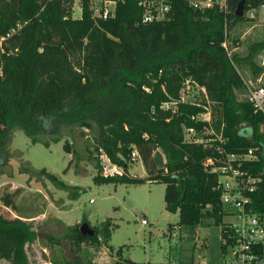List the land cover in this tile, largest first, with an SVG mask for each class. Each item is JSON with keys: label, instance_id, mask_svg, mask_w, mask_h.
Instances as JSON below:
<instances>
[{"label": "trees", "instance_id": "trees-1", "mask_svg": "<svg viewBox=\"0 0 264 264\" xmlns=\"http://www.w3.org/2000/svg\"><path fill=\"white\" fill-rule=\"evenodd\" d=\"M239 1L228 0L226 24L218 7L195 10L187 0H172L168 18L154 23L142 22L144 10L138 0H119L115 16L108 20L94 16L91 0H80L81 18L70 15L69 0H0V41L4 39L0 43V154L6 152L16 128L32 144L49 147L51 140L61 142V127L76 126L93 133L88 152L97 169L96 184L138 185L146 180L128 172L136 150L147 180L166 185L165 208L179 214L176 226L182 238L206 220L216 226L224 221L219 178L206 166L210 158L219 161V155L213 148L186 140L185 128L194 129L205 138L222 135L225 144L216 140L214 145L229 153L259 149V159L247 169L263 179L264 202V115L249 99L240 98L247 92L243 73L256 77L263 73L257 60L264 53V40L252 43L241 55L237 51L241 35H232L248 19V12L264 11V0H246L243 18L235 15ZM188 79L205 89V99L181 103L176 113L164 109L165 103L180 100ZM208 106L216 133L212 136L206 135L208 123L195 120ZM159 150L166 160L163 169L153 160ZM64 151L74 154L68 142ZM102 154L123 167V175L104 177ZM3 162L0 158V165ZM41 174L60 190L70 189L46 169ZM82 222L89 224L87 219ZM80 226L68 228L76 257L83 244L107 247L116 228L108 219L91 226L96 234L88 237L81 234ZM35 239L31 225L0 213V264H41L32 262L26 250ZM78 264L150 263L120 258L112 263Z\"/></svg>", "mask_w": 264, "mask_h": 264}, {"label": "rangeland", "instance_id": "rangeland-1", "mask_svg": "<svg viewBox=\"0 0 264 264\" xmlns=\"http://www.w3.org/2000/svg\"><path fill=\"white\" fill-rule=\"evenodd\" d=\"M102 6V0H91L92 9L99 10ZM68 8L72 17L81 18L80 0H69ZM254 13L255 18H251L248 12V19L232 31V35H241L237 50L241 55L247 53L252 43L264 40V20L259 18L258 11ZM257 64L263 68L260 76L243 73L246 85L253 88L264 87V53L259 55ZM240 98L249 99L248 88ZM185 99L200 103L205 99V92L193 86ZM58 132L61 142L51 140L49 147H45L42 143L32 144L24 132L16 128L6 152L0 154L4 160L0 165V213L7 219H20L31 225L36 239L26 245V250L32 262L112 263L121 258L166 264L177 258L188 263H220L221 226L206 220L182 238L172 237L171 228L179 224V214L166 210V185L147 180L142 159L130 164L128 172L131 177L145 179L144 184L99 185L94 181L97 169L88 152L93 133L76 126L61 127ZM185 134L189 140L191 134L186 131ZM42 139L48 140V136ZM65 142L74 154L64 151ZM43 169L56 175L70 189L63 191L54 186L41 174ZM91 199L94 203H90ZM84 219L92 227L111 219L116 228L107 247L83 244L76 257L68 228L82 225ZM143 220L147 224H143ZM120 248L121 256L118 255Z\"/></svg>", "mask_w": 264, "mask_h": 264}, {"label": "built area", "instance_id": "built-area-1", "mask_svg": "<svg viewBox=\"0 0 264 264\" xmlns=\"http://www.w3.org/2000/svg\"><path fill=\"white\" fill-rule=\"evenodd\" d=\"M119 0H102L101 9H93L94 16L103 20H108L116 14V6ZM144 12L143 23L161 22L168 18L172 11V0H138ZM189 6L195 10L205 11L218 7L224 14L226 24H228L229 6L228 0H187ZM255 10L250 11L251 18H255ZM15 30L10 32V37ZM4 40V39H2ZM1 40V41H2ZM0 41V43H1ZM191 79L186 80L178 101L167 102L163 105L166 110L178 111L181 103H190L185 99V94L193 88ZM249 91V101L253 104L256 112L264 115V87L253 88L247 86ZM205 92V89H201ZM206 93V92H205ZM196 121L208 123L206 135H216L211 127L212 111L206 107L205 111L195 117ZM186 133L191 134L189 142L197 143L206 148H213L219 155V161L216 162L210 158L206 166L218 175L219 181L217 189L221 192V204L224 210V221L221 230V261L219 264H264V202L261 199L263 189V179L253 174L247 169L251 164L259 159V149H251L246 153H229L225 147L215 146L214 142L219 140L225 144L222 135H216L215 138H205L198 136L196 130L185 128ZM264 133V125L261 127ZM101 165L102 175L104 177L120 176L124 173V168L114 163L102 154ZM141 159L138 151L132 153V164ZM94 203V199L90 200ZM143 224H147L143 220ZM181 228L173 226L171 230L172 237L179 239ZM166 264H205L201 262H183L174 258Z\"/></svg>", "mask_w": 264, "mask_h": 264}, {"label": "water", "instance_id": "water-1", "mask_svg": "<svg viewBox=\"0 0 264 264\" xmlns=\"http://www.w3.org/2000/svg\"><path fill=\"white\" fill-rule=\"evenodd\" d=\"M245 3L246 0L239 1L235 12L236 17L243 18L245 16ZM153 160L158 169H163L166 165L165 157L160 150L154 154ZM80 231L83 236H88V237H93L96 234V231L86 222L80 226Z\"/></svg>", "mask_w": 264, "mask_h": 264}, {"label": "crops", "instance_id": "crops-1", "mask_svg": "<svg viewBox=\"0 0 264 264\" xmlns=\"http://www.w3.org/2000/svg\"><path fill=\"white\" fill-rule=\"evenodd\" d=\"M258 14H259V18L263 21V17H264V11H263V9H260L259 11H258ZM99 263V262H98Z\"/></svg>", "mask_w": 264, "mask_h": 264}]
</instances>
